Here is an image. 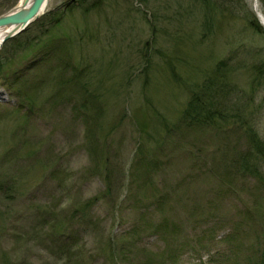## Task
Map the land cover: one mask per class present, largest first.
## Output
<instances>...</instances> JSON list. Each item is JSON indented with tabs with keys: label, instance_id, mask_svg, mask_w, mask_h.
I'll use <instances>...</instances> for the list:
<instances>
[{
	"label": "rangeland",
	"instance_id": "obj_1",
	"mask_svg": "<svg viewBox=\"0 0 264 264\" xmlns=\"http://www.w3.org/2000/svg\"><path fill=\"white\" fill-rule=\"evenodd\" d=\"M208 1L206 28L201 0H47L2 43L0 264L259 258L264 191L234 164L244 139L179 121L192 84L221 59L238 60L229 79L250 90L264 38L245 11L262 24L264 14L258 0ZM13 6L0 0V14Z\"/></svg>",
	"mask_w": 264,
	"mask_h": 264
},
{
	"label": "trees",
	"instance_id": "obj_2",
	"mask_svg": "<svg viewBox=\"0 0 264 264\" xmlns=\"http://www.w3.org/2000/svg\"><path fill=\"white\" fill-rule=\"evenodd\" d=\"M8 1L10 4H13L15 0ZM234 1L225 0L230 5ZM258 1L264 14V0ZM77 2L79 3L77 5L88 6L90 8L100 4L102 0H77ZM201 2L205 4L202 18L204 26L208 28L213 19L211 17L212 10L209 7L208 0H201ZM245 16H248L246 19L247 24L253 32L264 38V24L258 21L253 11H245ZM263 48L264 39L263 45L259 49ZM229 60L226 58L221 59L213 70L205 74L204 78L192 84L190 95L185 102L183 110H181L179 123L187 127L191 125H214L219 127L230 125L235 127L239 138L244 139L241 151L234 158V164L237 166L238 173L254 178L257 183L260 182L264 191V137L257 130L254 117L255 112L253 111L255 103L253 106V102L251 101L253 93L259 86V89L263 90V96H261L260 104H257V106L264 105V53L258 63L248 65V69L251 70L250 90H241L237 84L229 79L235 73L236 67L239 66L237 59L234 63H229ZM250 91L251 93H248ZM86 94L92 95V98L95 96L94 92L89 91L87 88ZM30 101L29 105L31 104ZM164 126L167 130L179 127L176 125H173V127ZM82 205L84 208L87 204ZM260 250L259 258H255L251 261V264H264V243Z\"/></svg>",
	"mask_w": 264,
	"mask_h": 264
},
{
	"label": "water",
	"instance_id": "obj_3",
	"mask_svg": "<svg viewBox=\"0 0 264 264\" xmlns=\"http://www.w3.org/2000/svg\"><path fill=\"white\" fill-rule=\"evenodd\" d=\"M47 0H16L14 6L0 14V28H9L0 41V46L6 39L24 30L27 25L37 20L44 12ZM261 22L264 17L260 15Z\"/></svg>",
	"mask_w": 264,
	"mask_h": 264
},
{
	"label": "bare ground",
	"instance_id": "obj_4",
	"mask_svg": "<svg viewBox=\"0 0 264 264\" xmlns=\"http://www.w3.org/2000/svg\"><path fill=\"white\" fill-rule=\"evenodd\" d=\"M31 0H27V3L30 2ZM47 5V3H46ZM46 5L44 6L43 10L45 9ZM263 16V15H262ZM264 17V16H263ZM9 30V28L5 27V28H0V41L2 39V37L5 35V33Z\"/></svg>",
	"mask_w": 264,
	"mask_h": 264
}]
</instances>
